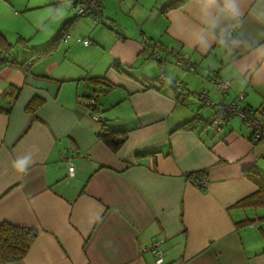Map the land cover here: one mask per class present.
<instances>
[{"label":"crops","instance_id":"crops-1","mask_svg":"<svg viewBox=\"0 0 264 264\" xmlns=\"http://www.w3.org/2000/svg\"><path fill=\"white\" fill-rule=\"evenodd\" d=\"M174 1L102 0L104 19L91 26L68 0H0V224L37 232L25 257L7 264H264V239L248 229L264 233V206L239 204L258 191L244 172L264 177V144H251L241 123L214 128L217 106L156 85L157 63L141 43L188 58L193 72L166 65L187 93L215 105L243 95L238 107L264 111V0H231L235 18L225 0L162 11ZM65 24L66 41L55 43ZM232 34L255 48L232 58ZM90 79H101L98 116L124 132L116 152L84 105ZM211 79L229 81V91ZM34 98L43 104L32 115ZM195 118L193 130L177 129ZM200 170L204 191L186 179Z\"/></svg>","mask_w":264,"mask_h":264},{"label":"built area","instance_id":"built-area-1","mask_svg":"<svg viewBox=\"0 0 264 264\" xmlns=\"http://www.w3.org/2000/svg\"><path fill=\"white\" fill-rule=\"evenodd\" d=\"M71 3V9L75 12L74 16L76 18H87L91 20L93 25H98L103 20V11L101 8L102 0H69ZM115 37L122 39L121 35L115 34ZM67 37L65 36L62 40L65 42ZM77 42L82 43L83 45H88V40L77 39ZM141 43L146 50V53L150 57V59L154 60L158 69L160 70V74L157 78L156 85H167L171 89L175 91V93L179 97L188 98L190 97L186 90L182 87L180 81L178 80H170L168 74L166 73V65L169 61L173 62V64L180 70L193 72L194 65L186 58L181 55L177 51H167V50H156L149 49L147 44V39L142 38ZM211 83L217 88L218 92L221 95H225L230 88L229 81H220L217 79H211ZM192 97L196 98L202 105L205 107L214 108L217 106L216 114L212 120V126L217 130L220 129L227 121H229L233 117H237L240 119L242 126L248 131L247 138L251 142V144H264V111L256 112L251 108L245 107L240 108L237 106L236 101H241L243 95H239L236 101L231 103H225L221 101L219 105H215L204 93L194 94ZM10 105L13 104L12 101L9 102ZM89 106L94 105L93 98L89 99L86 103ZM259 116V117H258ZM92 120L95 122H101L99 116H92ZM65 167L70 176H72L75 172V167L73 165V161L70 157L63 158ZM194 187L199 190H204L207 187V184L203 181L193 183ZM251 228L253 225L250 226ZM160 242H156L153 244L151 248V252L154 253L158 258L159 262H161L160 252L157 250L160 246ZM144 250V249H143Z\"/></svg>","mask_w":264,"mask_h":264},{"label":"trees","instance_id":"trees-1","mask_svg":"<svg viewBox=\"0 0 264 264\" xmlns=\"http://www.w3.org/2000/svg\"><path fill=\"white\" fill-rule=\"evenodd\" d=\"M186 1L187 0H176L170 3L169 5L165 6L162 9V11L166 12L169 10L176 9L180 7L181 5H183ZM103 19H104V15H103ZM68 26L69 24L64 25L55 43H57L59 40L61 41L66 36L65 29L68 28ZM113 33L118 34V35L121 34L118 31H113ZM231 40L233 44L231 45L230 48L233 50L232 58L234 59L249 53L255 48L254 45L250 44L248 41H246L243 38L237 37L234 34L231 35ZM19 43L25 46L24 44H26L27 42L21 40L19 41ZM55 43L53 44V47ZM44 52H46V50L41 51V53H44ZM115 68H117L118 71L122 72L120 67H115ZM88 82L91 84L94 91L92 94L86 96L84 105L86 109L88 110L90 117L92 118V116L94 115L98 116V109H97L98 104H97V95H96L97 93H96L95 87L97 86V84L101 82V79H90L88 80ZM144 85L147 86L146 84ZM148 86H151V84H148ZM91 98H93L94 100V105L89 106L86 103ZM42 104L43 102L41 100L37 98L32 99L26 108L27 112L33 115L41 107ZM100 119L102 121L98 122L100 125V130L97 133V137L111 151L116 152L119 149V147L123 144V142L125 141V136L123 134L124 132L111 131L107 127L106 120L102 119L101 117ZM197 124H198V119L195 118L181 125L177 129L191 131L197 126ZM244 176L258 187V191L254 195H251L245 200L241 201L239 204L243 206H255V207L264 206V177L259 176L254 170H249V171L244 172ZM186 179L189 180L191 184L201 182V181L207 184L208 172L206 170L195 171V172L187 174ZM204 190H201V191H204ZM262 235H264V233H262ZM36 236H37L36 230L24 228V227H18V226L9 224V223H1L0 224V263L2 264L14 263V262H17L23 259L25 255L27 254L30 246L34 242Z\"/></svg>","mask_w":264,"mask_h":264},{"label":"rangeland","instance_id":"rangeland-1","mask_svg":"<svg viewBox=\"0 0 264 264\" xmlns=\"http://www.w3.org/2000/svg\"><path fill=\"white\" fill-rule=\"evenodd\" d=\"M69 1V0H68ZM117 1H120V0H117ZM69 3V5H71V3H70V1L68 2ZM71 8V7H70ZM75 12L73 11V10H71V14L73 15V17H74V14ZM77 20L78 21H83V22H87V23H89V25H91V26H94L93 24H92V22H91V20H89V19H87V18H77ZM142 62H143V64H145V63H152L151 61H149V60H141ZM156 65V64H155ZM156 67H157V77L156 78H158V76H159V74H160V70L158 69V65H156ZM169 76V75H168ZM174 80V79H173ZM188 94H190L189 96L190 97H188V99H196V98H194V97H192V95H193V93H189L188 92ZM194 94H199V92H195ZM202 109V108H201ZM230 122L232 123V125H236V126H240L241 124V121H240V119L239 118H237V117H233V118H231L230 119ZM244 129V128H243ZM262 211H264V210H262V209H259L258 210V212L259 213H261ZM261 226V225H260ZM254 227V226H253ZM248 229H254L253 231H254V233L258 236V238H260V239H264V238H262V237H264V235H262V233L260 232V230H258V228L255 226L254 228H251L250 226L248 227ZM247 231V230H246ZM250 230H248L247 232H249Z\"/></svg>","mask_w":264,"mask_h":264},{"label":"clouds","instance_id":"clouds-1","mask_svg":"<svg viewBox=\"0 0 264 264\" xmlns=\"http://www.w3.org/2000/svg\"><path fill=\"white\" fill-rule=\"evenodd\" d=\"M208 3L209 4L214 3V0H208ZM223 11L226 12V14L230 15L233 18H235V16L238 14L235 5L233 3H231V0H225V5H224ZM25 163H26V161H21V162H18L16 164V167L20 172L25 171V168H24Z\"/></svg>","mask_w":264,"mask_h":264}]
</instances>
